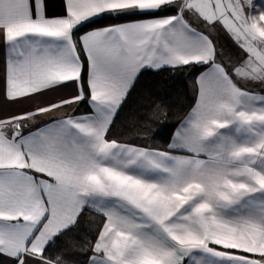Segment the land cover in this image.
Returning <instances> with one entry per match:
<instances>
[{
	"label": "snow or ice",
	"instance_id": "obj_1",
	"mask_svg": "<svg viewBox=\"0 0 264 264\" xmlns=\"http://www.w3.org/2000/svg\"><path fill=\"white\" fill-rule=\"evenodd\" d=\"M49 2L0 0L5 99L68 82L79 90L0 119V257L71 264V252L49 257L47 249L92 211L104 222L90 264H264V94L241 86H264V4L257 11L253 0H64L65 15L48 17ZM169 6L176 15H162ZM105 13L149 18L74 39V29ZM190 20L213 30L219 23L247 58L218 61L210 32ZM78 44L90 114L25 132L37 117L85 99ZM191 65L208 67L167 149L108 137L144 70Z\"/></svg>",
	"mask_w": 264,
	"mask_h": 264
},
{
	"label": "trees",
	"instance_id": "obj_2",
	"mask_svg": "<svg viewBox=\"0 0 264 264\" xmlns=\"http://www.w3.org/2000/svg\"><path fill=\"white\" fill-rule=\"evenodd\" d=\"M174 13L176 11L171 7L167 11L162 12V15ZM148 18L105 13L94 18L92 22L82 24L75 29L74 39L94 29ZM78 52L85 66L81 75V82L85 85V99L81 101L80 106L87 107L89 99L86 85L87 59L79 44ZM232 55L236 57V54ZM217 58L220 60V55ZM206 67L208 66L191 65L185 68L165 69L159 72L151 69L144 70L133 86L113 126L110 128L108 137L120 143L151 146L162 150L167 149L173 131L188 115L196 102V79L198 74ZM154 105H159L164 110V114L158 117L153 116V111H159V109L153 108ZM144 115L152 117V121L135 119V117ZM130 117L132 118L130 119ZM41 125L42 123L32 124L25 128V132ZM161 129H163L162 134L157 135ZM103 222L104 218L102 216L92 211H86L81 216L75 230L61 237L57 241V246L47 249L46 254L49 257H55L71 252V264H87L89 257L93 255L90 245L95 242ZM69 238L73 239V244L64 242L69 240ZM77 238L85 241V243H76Z\"/></svg>",
	"mask_w": 264,
	"mask_h": 264
},
{
	"label": "crops",
	"instance_id": "obj_3",
	"mask_svg": "<svg viewBox=\"0 0 264 264\" xmlns=\"http://www.w3.org/2000/svg\"><path fill=\"white\" fill-rule=\"evenodd\" d=\"M253 3L255 4L257 11H259L261 5L264 4V0H253ZM169 8H171V6H169ZM176 14L177 13L168 14V15H164V16H172V15H176ZM46 15L48 17L64 16L65 15L64 0H50ZM134 21H136V20H134ZM130 22H132V21H130ZM126 23H129V22H126ZM121 24H125V23H121ZM192 26L197 28L200 31H204L200 27H197L196 25H194L193 23H192ZM74 31H75V29L73 30V34H74ZM86 33H83L82 35H84ZM215 45H216V47H218V45L216 43H215ZM6 57H7L6 46L4 45L3 41L0 40V119L7 118V117H10L13 115H19L21 113H25L28 111H34L37 107L45 106V105L50 104L52 102H57V101H60L62 99H68V98H71V97L78 95L79 90H78L77 83L76 82H68L67 86H61V87L56 88L54 90H49L48 92L41 94V95H36L33 97L24 98V99L16 101V102H10V101L6 100L5 99ZM217 60L220 61L218 58H217ZM226 61H227L226 63H232V62L237 61V59H236V57H232V55L229 54L228 59ZM206 69H207V67L198 74L197 78ZM87 78H88V72H87ZM196 85H197V79H196ZM250 91L257 93V94H264V93H262L261 89L256 90V91H253V90H250ZM198 98L199 97H198V86H197V99H196V102H195L193 108L196 106ZM80 103H81V101L73 103L71 105H66L60 109L54 110L53 112L43 114L42 116H39L35 120H33L29 124V126L32 124H35V123H42L41 126H43V124H45V123H50L54 120L66 118L67 116L82 117L84 115L90 114V101H89V99L87 102V107L80 106ZM189 113H188V115H189ZM188 115L183 119V121L188 117ZM173 154L185 155L186 153H184L182 151L173 150ZM0 260H2L3 264H8L7 259L0 257ZM87 264H90V261H88Z\"/></svg>",
	"mask_w": 264,
	"mask_h": 264
},
{
	"label": "rangeland",
	"instance_id": "obj_4",
	"mask_svg": "<svg viewBox=\"0 0 264 264\" xmlns=\"http://www.w3.org/2000/svg\"><path fill=\"white\" fill-rule=\"evenodd\" d=\"M190 22L196 25L197 27H200L202 30L210 32L211 38L213 39L214 43L218 45V51H222L223 53V55H220V61L222 60L227 62L226 60L228 59L229 54H236L237 61L232 62L233 64H236L237 62L247 58V54L237 46V44L233 41V39L229 36V34L219 23L214 26L213 30V28L207 27L202 22H192L191 20ZM241 86L253 91L259 90L261 89V87H264L246 82H241Z\"/></svg>",
	"mask_w": 264,
	"mask_h": 264
}]
</instances>
